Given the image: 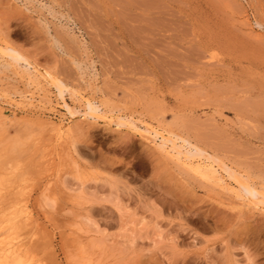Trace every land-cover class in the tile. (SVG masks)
<instances>
[{"label":"rangeland","instance_id":"rangeland-1","mask_svg":"<svg viewBox=\"0 0 264 264\" xmlns=\"http://www.w3.org/2000/svg\"><path fill=\"white\" fill-rule=\"evenodd\" d=\"M0 42L25 59L0 56V140L19 135L38 170L55 172L18 188L36 218L21 254L42 231L57 264H264V206L225 170L264 194V0H0ZM161 137L205 152L195 164L213 156L217 178L161 150ZM52 185L65 193L62 224ZM11 231H0L2 261L22 243ZM74 240L90 243L88 257Z\"/></svg>","mask_w":264,"mask_h":264},{"label":"bare ground","instance_id":"bare-ground-1","mask_svg":"<svg viewBox=\"0 0 264 264\" xmlns=\"http://www.w3.org/2000/svg\"><path fill=\"white\" fill-rule=\"evenodd\" d=\"M2 44V45H1ZM0 53H2V55L0 54V56H4L3 54H6L7 55V57L8 56H10L11 57V59L13 60V62L16 64V65H18V66H21V61L22 60H25L24 58L23 59H20V58H18V56L16 55V53H15V50L14 49H12L8 44H6V43H3V42H0ZM4 58V57H3ZM6 59V58H5ZM9 62V61H8ZM7 63V62H6ZM10 63H11V61H10ZM13 63V64H14ZM7 64H9V63H7ZM8 66H10V64L8 65ZM22 67V66H21ZM26 68V70H24V72L28 75V82L32 85V87L34 86V84H35V82H37L38 80H36V78L38 77V75H37V73H36V71H34L33 69H31V68H29V67H25ZM14 69V68H13ZM16 69V68H15ZM15 71V70H14ZM23 71V70H22ZM18 72V71H17ZM19 74V73H18ZM22 76V75H21ZM52 80L54 81V79L52 78ZM55 83H57V82H55ZM38 84V83H37ZM30 86V85H29ZM40 86V85H39ZM38 87V86H37ZM57 87H58V89H59V91H60V93L62 94V96H63V91L61 90V88L59 87V85H57ZM36 88V87H35ZM33 91V90H32ZM36 91V90H35ZM30 92V91H29ZM37 92V91H36ZM31 95V99H34V100H36V96H35V92H34V94H30ZM37 95H38V93H37ZM40 95L41 94H39V97H40ZM24 96H25V94H24ZM23 96V97H24ZM48 96V95H47ZM46 98V97H45ZM64 98V97H63ZM25 99V98H24ZM30 99V100H31ZM26 100V99H25ZM39 100H40V98H39ZM63 100V99H62ZM84 100V99H83ZM29 101V100H28ZM41 101V100H40ZM45 101V100H44ZM43 101V104L44 103H47V102H44ZM64 101H65V98H64ZM20 102H22V100L20 101ZM33 102H35V101H33ZM39 102V101H38ZM42 102V101H41ZM85 102H86V106H87V108H88V106H89V104H90V102H88V101H86L85 100ZM29 103V102H28ZM30 103H31V101H30ZM29 103V104H30ZM65 103V107H66V109H67V111L69 112V114H70V116H72V117H74V116H76V115H78L79 114V111H77V109H76V107L74 106V105H70V104H68L66 101L64 102ZM18 104V103H17ZM46 105V104H45ZM36 106H39V107H41V105H36ZM91 106L92 107H95L94 109L96 110V112L97 111H99V109H100V107L98 106V105H92L91 104ZM25 108V107H24ZM83 108V107H82ZM52 109V108H51ZM90 111V110H89ZM91 112V111H90ZM92 113V112H91ZM85 114V113H84ZM96 115H97V113H95ZM93 116V115H92ZM113 122H115L117 125H123V124H125V121H116V120H113V119H111ZM131 120H132V118H131ZM112 121H110V122H112ZM52 122V121H51ZM127 124V123H126ZM135 124V123H134ZM133 123H132V125H134ZM2 127V126H1ZM56 127V125L54 124V128ZM60 128V127H59ZM38 130H39V128H38ZM42 130V129H41ZM55 130V129H54ZM6 131V130H5ZM27 131H29V130H27ZM150 131V128L148 127V128H145V130H143L141 133L142 134H144V135H146V134H148V132ZM30 132V131H29ZM17 133V132H16ZM31 133H33V129H32V132ZM31 133H29V134H31ZM37 133V132H36ZM19 134V133H18ZM5 135V134H4ZM34 135V134H33ZM17 136V135H16ZM16 136H13L12 138H9V139H6V138H3V139H6L7 141H6V144H3L4 145V147H2V151L4 152L2 155H4V158H2V155H1V161H0V231H3V230H5L7 227L9 228L10 227V229L11 230H13L14 231V233H12V231H11V235L12 234H15V232L17 233V235H18V238H21V241H22V243H20V247H19V244L17 245L18 246V248H19V250H15L14 248L13 249H10L9 251H8V253H7V258H8V260H6V261H2L1 260V257L2 256H4L5 254H6V251H4L3 249H0V264H57V262H59V261H57V252L55 253V251H54V248H53V240L48 236V235H46V234H44L45 232H43L42 233V231H41V233H39V232H37V234H35L34 235V237L32 238L31 237V245H30V250H29V248L27 249V252H24V254H21V253H23V250H22V247H24V248H26V245H27V243H26V241H24L25 239H26V237H27V235L31 232V230L33 229V227L34 226H36V224H35V220H36V218H35V220H34V218L31 216V212L30 211H32V210H29L28 208H29V200L30 199H28L27 197H25L24 195H23V193L22 192H24V191H26V190H24L23 191V189H22V191L21 190H18V188L19 187H21L22 186V184L24 185L25 183H29V186H30V184H35V183H38L39 181H40V179L41 180H43L42 178H44V176H45V174L46 173H49V174H47V175H49V177L50 176H52L55 172H53V170H54V167L52 168V170H49V168H48V170H46L45 171V168H44V171L45 172H42V170H41V172L38 170V168H41V167H38L37 166V164L35 163V162H33L32 163V161L33 160H35L34 158L32 159L31 158V160H29V158L28 157H26L27 155H26V153H27V147H26V142L24 141V140H22V139H20L18 136L16 137ZM157 136V135H156ZM155 136V137H156ZM3 137V136H2ZM154 137V138H155ZM32 138V137H31ZM153 138V137H152ZM156 138H158V137H156ZM2 139V140H3ZM24 139V138H23ZM29 139H30V136H29ZM41 139V138H40ZM174 139V138H173ZM170 140V141H168V140H166V138H164V137H161V142L159 143V145H158V147H160V149L161 150H163V151H165L168 155H170V156H172V157H174V158H177L178 160H181L183 157H185V159H184V162L183 163H186L189 167H191L193 170H195V172H197L198 174H199V176H202L201 178H205V180L207 179V181H208V178H217V176H216V172H217V169H216V167L214 166V164H213V161L215 162L216 160H215V158L213 157V156H208V155H206V157L208 158V160L210 161H208L209 163H196L195 164V159L198 157V158H202L203 159V157L205 158V152H203L202 150H200V149H194L193 147H189V148H186L185 147V145L186 144H184V143H182V144H179L178 142H177V140L175 141V140ZM2 140H0L1 141V144L3 143L2 142ZM38 140H39V138H38ZM28 141H30V140H28ZM36 141V140H35ZM42 141V140H41ZM45 141V140H44ZM50 141V140H49ZM31 142V141H30ZM158 143V142H157ZM28 144V143H27ZM29 145H30V143H29ZM33 145V144H32ZM48 145V144H47ZM52 146V145H51ZM0 147H1V145H0ZM35 147H37V146H35ZM45 146H43L42 148L43 149H45L46 150V148H44ZM46 147H48V146H46ZM31 148V147H30ZM30 148H29V150H28V152H30ZM49 148V147H48ZM55 149V148H54ZM53 148H52V150H54ZM47 150H49V149H47ZM51 150V148H50V151H52ZM32 151H34V150H32ZM31 151V154H33V152ZM39 151L41 152V148H39ZM70 151V150H69ZM48 152V151H47ZM54 151H52V152H50L51 153V155H52V153H53ZM64 153V152H63ZM63 153H62V155H63ZM28 154V153H27ZM36 154V153H35ZM38 154V153H37ZM49 154V153H48ZM41 155V154H40ZM59 155H61V153L59 154ZM28 156H31L30 154L28 155ZM37 156V155H36ZM39 156V155H38ZM52 156H54V155H52ZM33 157V156H32ZM35 157V156H34ZM47 157V156H46ZM41 158V156L38 158V157H36V159L37 160H39ZM59 158H63V156H61V157H59ZM50 159V158H49ZM51 159H52V157H51ZM50 159V160H51ZM64 159V158H63ZM44 160V159H43ZM59 160V159H58ZM66 160V159H65ZM40 161H42V158L40 159ZM55 161V160H54ZM176 161V160H175ZM36 162H38V161H36ZM51 162H53V161H51ZM51 162H50V164L49 163H45V162H43V163H45L44 164V166L46 165V164H48L49 166L50 165H54L53 163L51 164ZM58 164H59V162L58 161H56ZM62 162V161H61ZM70 162V161H69ZM72 162V161H71ZM76 162V161H75ZM56 163V164H57ZM57 164V170H60L61 168H59V167H62L61 165H58ZM67 164H68V162H67ZM66 164V165H67ZM73 164V163H72ZM77 164V163H76ZM40 165H41V163H40ZM39 165V166H40ZM63 165H65V163L63 164ZM66 165L64 166V167H66ZM220 165H223V164H219V166ZM55 166V165H54ZM70 166H71V164H70ZM73 166V165H72ZM76 167H77V165H76ZM226 167V166H225ZM67 168H68V166H67ZM63 169V168H62ZM191 169V170H192ZM235 169V168H234ZM65 170V169H64ZM78 170V169H77ZM226 171H227V175H229L228 176V178H233L234 179V181H236L237 182V184L239 185V191L238 192H240L239 194H241V196L243 197V196H245V195H247L248 196V198H250V199H252V201H254V202H256V203H258V204H261V205H263L264 206V196L263 197H260L261 195H264L263 193H261V192H259V190H257L254 186H253V184L250 182V180L248 179V178H246L244 175H242L241 173H239V172H236L235 170H233V169H231L230 167L228 168H226L225 169ZM66 171V170H65ZM69 171V170H68ZM74 171V170H73ZM72 171V172H73ZM76 171V170H75ZM62 172H63V170H62ZM61 172V173H62ZM57 173V172H56ZM69 173V172H68ZM79 173H81V171L79 172ZM78 173V174H79ZM197 173H195V174H197ZM65 174V173H64ZM69 174H71V173H69ZM56 175V174H55ZM54 175V176H55ZM58 175V174H57ZM68 175V174H67ZM84 175V174H83ZM221 176V175H220ZM65 177V176H64ZM77 177V176H76ZM90 177V176H89ZM222 177V176H221ZM59 178V177H58ZM57 178V179H58ZM203 178V179H204ZM215 178V179H216ZM223 178V177H222ZM222 178H219L218 177V179H220V180H223ZM52 179V178H51ZM71 179V178H70ZM91 179V178H90ZM227 179V178H226ZM47 180H48V178H47ZM59 180V179H58ZM57 180V181H58ZM62 180V179H61ZM81 180V179H80ZM219 180V181H220ZM49 181H51L50 179H49ZM53 181V180H52ZM56 181V182H57ZM71 181V180H70ZM206 181V182H207ZM215 181V180H214ZM227 181V180H226ZM42 182V181H41ZM48 182V181H47ZM79 182V181H78ZM210 182H211V180H210ZM217 182V181H216ZM221 182V181H220ZM222 182H224V181H222ZM40 183V182H39ZM53 183H55L54 181H53ZM61 183H62V181H61ZM80 183V182H79ZM209 183V182H208ZM212 183V182H211ZM218 183V182H217ZM46 184V183H45ZM49 184V183H48ZM51 185V184H50ZM54 185V184H53ZM53 185H52V187L51 188H49V190L47 189V196H48V198H50V200L55 204L54 205V209H55V211L52 213V219L54 220V221H56L57 223H58V221H59V224L61 223L60 222V218H58V217H60L59 216V213H61V211L63 212V210L65 209V203L66 202H63V200H62V198H64L63 197V195L65 194V193H63L62 194V192L63 191H61V190H63V188L62 189H59V192L58 191H56V189H54L53 188ZM58 185V184H57ZM83 185V184H82ZM24 186H26V184L24 185ZM23 186V187H24ZM224 186H226L225 184H224ZM32 187H33V185H32ZM31 187V188H32ZM55 187V186H54ZM58 187H60V185H58ZM235 187V186H234ZM30 188V189H31ZM47 188V187H46ZM85 188V187H84ZM236 188V187H235ZM21 189V188H20ZM227 189V188H226ZM237 189V188H236ZM45 190V189H44ZM60 191H61V194H60ZM237 191V190H236ZM64 192H66V191H64ZM237 192V193H238ZM26 193V192H25ZM45 194H46V192H45ZM238 194V195H239ZM237 195V194H236ZM45 197H47L46 195H44ZM247 196H245V198H247ZM69 197V196H68ZM72 196H70V198H71ZM239 198H240V196H239ZM238 198V199H239ZM47 199V198H46ZM75 199H77L76 197L74 198V199H72L73 201H72V203H77V204H79V203H81V202H79V200L77 201V200H75ZM45 200V199H44ZM48 200V199H47ZM75 200V201H74ZM44 203L46 202V201H43ZM48 203L50 202L49 200L47 201ZM46 202V203H47ZM51 202V203H52ZM71 202V201H70ZM45 203V204H46ZM52 203V204H53ZM75 204H73V205H75ZM48 205H50V203L49 204H47V206ZM50 206H52V205H50ZM78 206H80V204L78 205ZM68 207V206H67ZM51 208H53V207H51ZM53 209V210H54ZM74 209V208H73ZM29 210V213H26V215H23V213H25V212H27ZM49 210H51L50 208H49ZM66 210H68V209H66ZM75 210H73V212H74ZM88 211V210H87ZM65 212V211H64ZM67 212H69V211H67ZM46 213V212H45ZM70 213V212H69ZM65 214V213H64ZM61 215H63V214H61ZM73 216V215H72ZM45 217H48L47 215L45 216ZM64 217V216H63ZM56 219V220H55ZM63 219V218H62ZM2 221V222H1ZM38 222V221H37ZM55 222V224H57ZM62 224V223H61ZM71 224V223H70ZM3 225V226H2ZM38 225V224H37ZM40 226H41V224H40ZM59 226V225H58ZM65 227H67V225H66V223H65ZM60 228H62L61 226H60ZM38 229V228H37ZM39 231V230H38ZM64 231H66V230H64ZM36 233V232H35ZM69 234V233H67V232H64V234ZM71 233V232H70ZM7 234V233H6ZM60 234V233H59ZM75 234V233H74ZM8 235V234H7ZM11 235L9 234L8 236H9V238H11ZM77 235V234H76ZM3 236V235H2ZM6 236V235H5ZM5 236H4V238H5ZM65 236V235H64ZM67 236V235H66ZM80 236V235H79ZM12 237H13V235H12ZM14 237H16L15 235H14ZM13 237V238H14ZM77 237V236H76ZM3 238V239H4ZM8 238V237H7ZM17 238V239H18ZM67 238H69L68 236H67ZM79 238V237H78ZM76 239V238H75ZM81 239V238H80ZM87 239V238H86ZM85 239V240H86ZM15 240V239H14ZM27 240V239H26ZM84 240V241H85ZM4 241V240H3ZM11 241V240H10ZM82 241V240H81ZM1 242V241H0ZM14 242V241H13ZM12 242V243H13ZM68 242V241H67ZM73 242V241H72ZM87 242V241H86ZM11 243V244H12ZM18 243V242H17ZM74 244L72 245L73 247H74V249H75V251H77L76 253H75V251H73V250H71L72 251V253H73V255L75 254H78V255H80V256H86L88 253H89V249H88V246L90 245V243H88L89 245H87V244H82V245H79V240L77 241V240H74V242H73ZM81 243V242H80ZM9 244H10V242H9ZM15 244V243H14ZM14 244H13V246H14ZM66 244V243H65ZM68 244V243H67ZM1 245V244H0ZM6 245V244H5ZM69 245V244H68ZM2 246V245H1ZM17 246H15V247H17ZM91 246V245H90ZM98 246V245H97ZM12 247V246H11ZM2 248V247H1ZM100 248V247H99ZM70 249H73V248H70V246H69V251H70ZM90 249H91V247H90ZM101 251V250H100ZM91 252V251H90ZM71 253V252H70ZM71 253V254H72ZM56 254V255H55ZM97 254V253H96ZM93 255V254H92ZM72 256V255H71ZM89 256V254L87 255V257ZM99 257V256H98ZM73 258H74V256H72L71 257V260L73 261ZM83 258V257H82ZM96 259V258H95ZM106 259V258H105ZM90 259H88L87 261H89ZM75 262H77V260L75 261ZM75 262H72V263H75ZM79 262V261H78ZM77 262V263H78ZM87 263V262H86ZM88 263H90V261L88 262ZM87 263V264H88Z\"/></svg>","mask_w":264,"mask_h":264}]
</instances>
